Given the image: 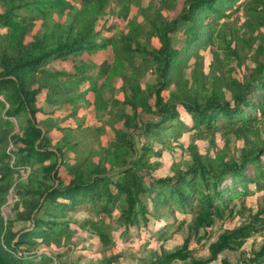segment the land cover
<instances>
[{
	"label": "trees",
	"instance_id": "1",
	"mask_svg": "<svg viewBox=\"0 0 264 264\" xmlns=\"http://www.w3.org/2000/svg\"><path fill=\"white\" fill-rule=\"evenodd\" d=\"M107 1L0 0V264H79L61 260L76 249L81 233L100 240L104 256L97 264H123V254L111 252L114 232L128 240L133 230L140 236L144 229L161 247L137 264H208L225 251H240L264 230V205L256 212L245 205L246 197L264 192V44L242 77L224 78L218 71L210 80L198 61L216 39L217 23L227 21L240 0H184L172 18L164 11L174 9L176 0H155L138 6L142 22L134 17L127 30L112 35L97 28ZM120 1L127 18L137 0ZM219 31L223 37L224 29ZM110 46L114 61L101 64L98 75L88 74L97 64L83 58L74 72L49 68ZM223 49L236 54L229 42ZM149 73L155 81L144 83ZM117 76L122 97L108 99L105 90L114 89ZM86 82L101 124L86 126L83 117L76 126L63 125L79 117V102L89 103L88 90H79ZM65 104L73 105L70 114L55 117ZM108 126L114 133L105 144L101 136ZM54 131L61 136L53 137ZM86 131H94L95 139L89 141ZM184 132L233 133L243 146L212 154L191 144L189 163L177 168L161 164V150L144 143L148 137L163 145L176 142ZM245 209L249 219L224 229L208 257H193L190 242L201 229L210 233L218 220ZM177 212L192 215L193 223L184 243L166 251ZM163 218L155 229L151 221ZM219 264H264V244L236 263L222 257Z\"/></svg>",
	"mask_w": 264,
	"mask_h": 264
},
{
	"label": "rangeland",
	"instance_id": "2",
	"mask_svg": "<svg viewBox=\"0 0 264 264\" xmlns=\"http://www.w3.org/2000/svg\"><path fill=\"white\" fill-rule=\"evenodd\" d=\"M138 2V3H137ZM137 2L130 3V11L127 18L122 15L123 2L120 0H108L105 9L99 16L97 22V28L102 32L109 30V34H116L120 31L127 30L128 21L134 17L137 18L139 22H142L144 18L141 15H137L138 6L143 4L144 6L152 4L155 0H137ZM175 7L172 10L164 11V15L168 18H172L175 15H178L183 8L184 0H176ZM237 8L234 11V14L230 16L227 21L217 23V32L214 33L216 39L214 42L203 50L200 51L199 62L204 64L205 72L210 75V80H213L215 74L221 71V74L224 78L230 77H242L245 70L248 67H252L255 64V59L257 56H260L258 53L259 47L264 44V24L258 25L260 21L259 18L264 17V0H240L235 5ZM249 21L250 23H247ZM41 21L38 20L37 27L39 28ZM213 25V24H212ZM224 29L223 37H219L220 29ZM181 30L175 34V39H178L181 35ZM218 36V37H217ZM153 42L156 46H160L158 39H153ZM179 41H176L178 43ZM231 43L232 48L235 50L236 54L231 56L226 55V51L223 49L227 43ZM217 52L219 54H217ZM83 58L86 61L92 60L97 66L87 69L89 75H98L101 72V64L107 62L112 64L115 58L112 47L107 49L94 52L92 54L84 53L80 56H74L70 60L60 61L57 60L55 63L49 66L50 69H59L74 72V64H78L80 59ZM195 61V59L193 60ZM187 77H190V74H187ZM156 76L153 73H149L143 80L144 83H152L155 81ZM99 84L105 81V76L98 78ZM114 89L111 87L106 88L105 97L111 99L121 98L122 94L118 91V87L121 85V79L117 76L115 81H113ZM90 82L82 83L79 86L80 91H87L86 95L89 103L81 101L78 103V114L77 118H69L66 120L63 125L65 126H76L78 124V118L85 117V125L87 126H96L100 125L101 122L98 119V115L94 110V92L89 90ZM229 92V91H228ZM166 95L167 92H164ZM230 94V92H229ZM45 93L39 95V104L44 105ZM66 99L67 97H62ZM73 110L72 104H65L61 110H57L54 114L55 117H62ZM40 118H45V114H39ZM185 120L188 119L186 115L183 116ZM145 118L157 119L158 116L152 114H145ZM116 126H121L120 123H117ZM106 132L101 136V140L108 144L109 141L113 138V130L110 126L106 127ZM86 131L83 134H86L89 141L93 138L95 139L96 133L92 131ZM53 137H60L61 133L54 131L51 134ZM81 135V134H79ZM211 140L214 141L212 147ZM170 141V139L168 140ZM143 141L137 138V146L140 148ZM145 144H153L155 149L161 150V157L159 158L161 164L172 165L177 168H184L187 166L190 160L187 148L191 144H196L201 148L202 153L211 152L214 154L216 151L226 152L225 148H228L231 152L237 150L243 146V140L238 139L233 133L225 136L224 132H220L215 136H205L199 132H184L182 133L178 141L166 143L165 145L159 144L156 141H153L151 138L144 139ZM227 146V147H226ZM71 158H74V154L70 153ZM13 200L10 197V201ZM237 202L236 210L240 209V202ZM245 205L248 208H253V211L264 205V192L262 194L256 193L253 196L246 197ZM4 211L10 212L8 207H5ZM248 210H243L241 215L236 214L233 219L218 220L215 223V226L210 228V233H206L205 229H201L199 234L191 239L190 248L192 249V255L195 258H206L209 256V246L211 243L218 239L220 233L224 229L234 228L236 225H239L241 222L248 220ZM80 215V214H79ZM85 216V213L83 214ZM177 221L176 225L170 230V238L163 245L166 251H172L180 247L185 239L189 236V225L193 223L192 215H183L180 212H177ZM165 218L162 219L161 223L151 221L152 225H155V229L159 228L161 224L165 223ZM180 229H177L178 225L181 223ZM136 230L132 231V235L128 240L122 238L119 234L114 232L115 246L111 252L121 253L125 257V262L123 264H137L138 259L144 256H149L152 248L160 250V243L156 242L153 237H151L148 230H142L140 236L137 234ZM75 240L78 242V245L74 251L68 253L67 256L62 258V262L79 261V264H97L98 259H101L104 255L99 252L100 249V240L97 237L88 238L85 233H81L79 236L75 237ZM264 244V230L248 239L244 247L240 251L223 252L219 259L215 262L208 264H219L222 257H228L234 263L244 258L247 254H251L254 250H258ZM40 247V246H39ZM74 248V245H71ZM50 251H53L49 247ZM67 248H64L60 252H67ZM21 253V252H20ZM190 263V260L187 261H175L174 264H187ZM54 264H56L54 262Z\"/></svg>",
	"mask_w": 264,
	"mask_h": 264
},
{
	"label": "water",
	"instance_id": "3",
	"mask_svg": "<svg viewBox=\"0 0 264 264\" xmlns=\"http://www.w3.org/2000/svg\"><path fill=\"white\" fill-rule=\"evenodd\" d=\"M10 197L12 198V195Z\"/></svg>",
	"mask_w": 264,
	"mask_h": 264
}]
</instances>
